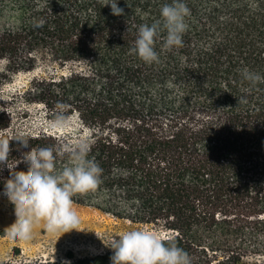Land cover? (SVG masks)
<instances>
[{"label": "trees", "instance_id": "obj_1", "mask_svg": "<svg viewBox=\"0 0 264 264\" xmlns=\"http://www.w3.org/2000/svg\"><path fill=\"white\" fill-rule=\"evenodd\" d=\"M107 2L0 0V94L15 75L44 68L1 95L9 156L0 160V192L27 175L17 137L54 154L65 136L89 137L102 182L73 204L156 227L191 264H264V81L252 86L241 74L264 76V0H185L182 46L161 51L158 38L152 64L130 48L138 26L171 0H118L119 16ZM37 108L45 122L62 113L68 127L13 124L12 115L25 122ZM111 255L68 250L0 264H111Z\"/></svg>", "mask_w": 264, "mask_h": 264}, {"label": "clouds", "instance_id": "obj_2", "mask_svg": "<svg viewBox=\"0 0 264 264\" xmlns=\"http://www.w3.org/2000/svg\"><path fill=\"white\" fill-rule=\"evenodd\" d=\"M105 5L110 6L113 15L119 16L124 11L118 7V0H108ZM189 16L190 9L185 0H171V3L163 4L158 19L138 26L130 53L146 64L159 62V53L155 48L157 39H162L161 51L181 47L183 34L188 28L186 17ZM42 23L39 22L37 27ZM241 74L252 86L264 81V76L247 68ZM238 102L245 103L246 99L241 97ZM48 127L63 133L68 125L63 114L58 112L48 122ZM25 138L17 137L13 142L16 148L26 153L22 162L27 175L10 177L3 192H0V198L6 199L12 206L16 219L6 232L9 243L13 245L31 240L33 229L41 224L45 231L59 234V237L77 230L80 218L73 207V197L94 192L102 182L103 169L89 155V137L71 140L65 136L67 142H62L55 154L52 147L29 151ZM8 156L9 139L5 137L0 139V160ZM57 156H65L67 163L58 166ZM103 244L112 250L111 264H191V258L183 248L156 230H126L110 236Z\"/></svg>", "mask_w": 264, "mask_h": 264}, {"label": "rangeland", "instance_id": "obj_3", "mask_svg": "<svg viewBox=\"0 0 264 264\" xmlns=\"http://www.w3.org/2000/svg\"><path fill=\"white\" fill-rule=\"evenodd\" d=\"M44 68H37L34 72L15 75L12 82L3 88L7 96L14 90H18L28 81L43 73ZM4 99V100H5ZM13 124L23 126L30 132L50 128L48 122L44 121L40 108L32 109L29 120L22 122L17 114L12 115ZM80 218L78 229L71 230L59 237V234H50L43 229V224L33 229L32 238L27 242H17L15 245L9 243L6 232L16 223L15 215L10 203L0 198V260H35V259H57L63 258L66 251L71 250L75 255L97 254L110 249L104 245L110 236L119 235L123 231L144 228L156 230V227L131 223L128 220H119L104 215L90 207L73 204ZM18 248L19 255H15Z\"/></svg>", "mask_w": 264, "mask_h": 264}]
</instances>
